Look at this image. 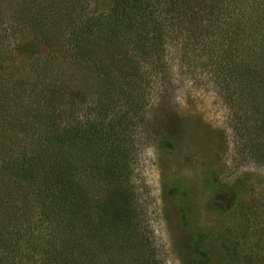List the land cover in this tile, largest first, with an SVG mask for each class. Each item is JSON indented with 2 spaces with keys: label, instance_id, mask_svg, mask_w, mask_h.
Here are the masks:
<instances>
[{
  "label": "trees",
  "instance_id": "obj_1",
  "mask_svg": "<svg viewBox=\"0 0 264 264\" xmlns=\"http://www.w3.org/2000/svg\"><path fill=\"white\" fill-rule=\"evenodd\" d=\"M107 2L93 17L84 0H24L14 21L29 48L48 56L17 78L19 89L14 72L0 82V207L23 205L0 226V264H162L131 178L132 130L137 122L155 127L136 116L143 107L133 112L145 93L134 97L130 87L144 90L155 79V92L172 97L174 53L252 126L249 148L264 163V0ZM39 175L49 195L38 201L24 195L23 182ZM180 214L185 262L214 264L206 235Z\"/></svg>",
  "mask_w": 264,
  "mask_h": 264
},
{
  "label": "rangeland",
  "instance_id": "obj_2",
  "mask_svg": "<svg viewBox=\"0 0 264 264\" xmlns=\"http://www.w3.org/2000/svg\"><path fill=\"white\" fill-rule=\"evenodd\" d=\"M23 2L0 0V82H6L8 71L14 72L18 75H14L15 86L17 78L32 76L48 56L44 47L29 48V34L23 35V27L14 22ZM84 2L89 6L81 8L93 17L109 5L107 0ZM175 55L168 71L176 85L172 97L155 92V79L144 84V90L130 87L134 97H139L138 90L145 93L135 101L140 109L134 108V113L143 107L136 116L144 113L153 127H162L159 138H154L157 129L148 124L137 122L132 130L131 178L143 230L162 264H187L182 256L186 237L180 212L184 209L190 229L206 235L214 264H259L264 259V163L249 148L256 133L250 124L240 123L236 109L205 74L194 72ZM21 95L24 98L23 89ZM14 100L21 101V97ZM131 105L125 104L124 110ZM23 183L24 195L31 192L38 201L49 195L44 188L46 178L40 175ZM7 206L0 207L4 228L14 219L13 207H23L20 203Z\"/></svg>",
  "mask_w": 264,
  "mask_h": 264
}]
</instances>
